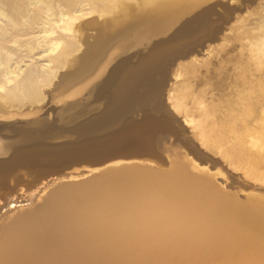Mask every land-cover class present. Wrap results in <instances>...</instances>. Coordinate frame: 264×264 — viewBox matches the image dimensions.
I'll return each instance as SVG.
<instances>
[{
    "label": "bare ground",
    "instance_id": "6f19581e",
    "mask_svg": "<svg viewBox=\"0 0 264 264\" xmlns=\"http://www.w3.org/2000/svg\"><path fill=\"white\" fill-rule=\"evenodd\" d=\"M126 1L127 0H92V6H94L92 8L90 6L88 10H84L80 7L82 2L78 3L75 0H0V16L2 19L0 23V39L6 41V43L0 45V58L2 61L8 63L11 58H13V60L15 59V55L17 56L19 51H23L22 48L24 46L28 48H35V45L32 47V45L26 46L22 43L23 38H26L27 36L30 37V35L33 34L37 35L32 38L37 39L50 38V35H39L40 33H45L46 31H51L54 34L55 31L58 33L59 30H62V33L73 32L74 35L77 34V29L79 28V26L76 25V21L79 19V16L76 15L77 13H81L83 16H85V14L87 15V13H96L99 17H105L108 14H117L116 17L106 19L102 22V24H100L94 40L92 42L90 41L91 43H87L84 40L80 42V40L77 39L76 42L78 45L75 46L77 50H75L76 48L74 50L68 48L69 50L66 51L64 55L62 54L63 56L59 58L60 60H65L63 61V65L71 64L70 66L72 67V70H75L73 75H69L68 77H62V75H60L58 81L60 83L59 86H64L65 90L71 89L70 95H76L78 92L85 89V85L87 83L84 84L83 87L79 85L80 87L76 89H74L73 86L79 83H84L93 73H95V77L99 76L107 66V63L112 58L114 53L125 51L133 45L141 44L150 37L165 33L186 15L188 17V14L194 13V11L197 10V12L192 14L191 18L187 21L181 25L179 23L180 26L178 25L179 28L174 34L178 35V37H182V35L184 36L192 27H194V25L202 23L206 24V22H208L207 19L213 12L211 4L220 3L217 0H139L138 7L134 8L126 4ZM51 3H53V5ZM60 6H62L63 9H60ZM56 7L59 8L57 10L61 11H56ZM234 9L235 8L231 7L228 10L231 12ZM81 19H83V17ZM221 20L222 22L225 21L223 17H221ZM220 27L221 26L218 25L209 28L208 31L204 30L206 33L199 35L197 38L206 37L209 40H214L216 38L215 33L220 29ZM230 33H232V35H225L222 41L229 42L230 40H249L251 48L250 52H260L261 54H264V19L255 23L252 27H234L231 29ZM58 34L55 38L58 36V38L61 39L62 34ZM73 34H69L68 36L73 37ZM70 37L68 38L70 39ZM75 37L77 38V36ZM32 38H30V40H28L29 38L26 39L28 41H32ZM163 39H165V37ZM66 40H64V38L61 39L63 43L66 42ZM28 41L26 42L28 43ZM55 41L58 42L57 39H55ZM168 41L171 40L169 39ZM7 43H10L11 46L6 45ZM66 43H68L72 48L74 47L71 43ZM54 46L55 45H53V47ZM63 46L62 47L65 49V44ZM53 47L48 46L43 50ZM31 48L27 50H31ZM38 50L39 49H37V51ZM30 52L31 51H29V54ZM77 52H81L80 55L75 59L72 58L70 62L69 59ZM187 52L188 51L184 48V42L177 43L153 52L147 58L143 59L138 65L130 68L118 86L110 90L112 105L101 114V124H111L117 118L125 116L126 113L130 112L133 108L146 105L149 94L139 93L137 91L140 84H149V91L151 93L150 97L158 98V94L160 92L159 90L161 89L160 86L163 81L161 78L153 80L152 75L155 73L162 74L164 72V61L174 56L186 55ZM31 53L35 52L32 51ZM237 58L239 57L236 56V59ZM52 59L56 60L55 57ZM244 60L245 59L243 58V62ZM51 63L52 65L56 64L53 62ZM53 67L55 69H53ZM57 67L58 66H52L53 71L56 72L51 71V74L58 73L57 70L61 67L60 65L58 68ZM64 68L65 66L62 67V70ZM179 69L175 72V76H177L176 78L181 76ZM34 70L35 71L33 72L36 74L37 70L35 68ZM37 73H39V71ZM50 76H45V78L42 76V79L44 78L43 82L45 83L47 81L46 78L49 79ZM51 77L50 80L52 81V79L56 76L53 78ZM33 79L34 78H32V80ZM29 80H31L30 76ZM50 80L49 82H51ZM231 81L229 83H231ZM24 82L25 81H23V83ZM35 82L36 80L32 81L31 88L34 87L33 84L40 86L43 83L42 81L41 84H37V82ZM260 82L262 83H259V91L261 94H264V76L260 78ZM30 85L31 84H29V86ZM238 85L239 84H237V86ZM16 86L17 87L14 89L12 95L1 97V99L11 103H33L40 98V91H37L36 89L38 88L39 90V87H36V90H33V88L30 90V87L29 89L25 88V90L23 86H19V84ZM227 87L230 88L231 86L227 85ZM188 89L189 87L185 86L180 91L175 90L177 92V97H175L172 101V105L177 112H179L182 108V112L185 113V115H187L188 112L186 108L187 94L185 93ZM27 90H29L28 95L26 93ZM227 94L224 97L230 96ZM229 94H231L230 91ZM95 97L97 96L95 95ZM221 100H223V98ZM239 100L240 103L237 102L236 105L238 111L242 112V115L249 116L257 108H255V104H253L254 102L251 103L250 99H247V96L245 97L244 95H239ZM229 102L231 104L232 101ZM223 103L225 102L223 101ZM256 104L259 109L258 114H260V118L263 120L264 102L257 101ZM87 107L88 106L86 105L85 108ZM155 107L157 109L162 108L161 101L159 99L156 100ZM77 112L75 113H81V111L80 113ZM85 113H81V115H84ZM199 113L200 119L197 121L195 127L196 129H199V133L204 141L212 140L210 133L213 131H211V128L207 127L209 126L208 123L215 125L218 123V120H222L223 118L228 120L229 118V116L227 117L224 113L223 115L216 117L215 109L212 107L202 106ZM78 117H80V115H78ZM256 117L258 116L256 115ZM74 119L72 121H74ZM251 121L250 123H252ZM130 122L131 121L128 119L123 120L122 125L125 128L124 134L109 146L110 149H107L108 151L114 148L119 152L123 145H130L128 142L129 140L134 142L135 149L139 151H151L150 149L152 147V143L149 140L144 141L143 139L145 138V135H141L140 133L141 129L146 128L149 123L145 124L144 122L136 127H133L130 125ZM71 123L73 124L74 122ZM155 126L156 128L158 127L162 130L164 129L160 124H156ZM225 126L228 128V131H236L233 124L229 122L225 123ZM262 127L263 124L261 128L259 127L260 132H264ZM243 129L248 133L250 132V129H246L245 124H243ZM45 130L43 131L46 133ZM36 132H38V130ZM40 132H38V134L41 135L42 132ZM159 132L155 130L154 132H149L148 128L146 137H148L149 134V136H152L153 139L159 134ZM262 139L263 137L261 138V136H259L256 141L250 142L253 146H258L262 143ZM103 151L104 150L95 149L88 150L85 153H88V155H100ZM235 155L234 157H236ZM98 160L100 159L98 158ZM18 161H20V159ZM257 161H259V159L255 157L254 162ZM15 162L16 161H14L13 164H15ZM122 162V160H117L113 162V164H120ZM191 166L195 171L203 173V170L199 169L197 166ZM256 167H258V165ZM260 167L263 168L262 166ZM89 170H95L96 172L98 168H92ZM106 172L107 173L99 178H96L92 183H89L88 186L85 187L86 195L84 194V198L86 199L52 200V202L46 206V210L48 212L71 210L89 211L91 214L98 216L99 222L97 228L99 231L104 232V230H107L113 234V238H110L111 240L99 238L97 243L101 244L104 242L110 244V242H113L119 244L121 248L125 249L123 254L126 255L125 259L128 264H264V198L260 199L261 197H258L257 195V197L251 196V198L248 196L249 199L246 202L243 201V203H241L234 198L232 194L219 189L215 183L212 182L213 180L211 181L206 174L200 177L191 178L188 177L185 171L180 167L175 169L173 173H149L144 172L135 166L113 169ZM18 187L16 189H18ZM47 190H49V186L41 191H44V193H42L43 195L40 192L38 193L37 190L32 191L26 194L24 199H27V201L35 200L39 203L42 201L41 198L46 194ZM73 192V198L78 197V192ZM39 194H41L40 197ZM37 202L34 203L30 209L24 211L25 214L30 213L33 211L32 209L37 208ZM6 207L8 208V213L14 209V205L12 204H7ZM24 208L25 207H22V209L19 210H23ZM5 211L6 210H3L0 214V264H20L18 258L13 256L11 251L6 246L8 234L5 232L7 231V223L5 219L7 217H4V214L6 213Z\"/></svg>",
    "mask_w": 264,
    "mask_h": 264
},
{
    "label": "rangeland",
    "instance_id": "374dc122",
    "mask_svg": "<svg viewBox=\"0 0 264 264\" xmlns=\"http://www.w3.org/2000/svg\"><path fill=\"white\" fill-rule=\"evenodd\" d=\"M75 1L78 3L82 2L83 5L81 4L80 7H82L84 10H88L90 6L91 8L94 6H92V0ZM217 1L220 3L211 4L213 12L207 19L208 22H206V24L202 23L194 25V27H192L184 36L182 35V37H178V35L174 33H176L179 26L189 18H191L192 14L197 12V10H195L194 13L188 14L190 17H187L186 15L184 17L185 20L184 18H182L177 24H175L165 33L150 37L141 44L133 45L125 51L114 53V55H112V58L107 63V66L99 76L95 77L96 75L95 73H93L84 83H79L73 86V88L76 89L80 86L83 87L84 84L87 83V86L85 85V89L81 92H78L76 95H70L71 89L65 90L64 86H57L56 88L55 84L59 81V76L67 73L68 71L71 72L70 70H72V67L70 66L71 64L63 65V61L65 60H60L59 58L69 50L68 48L73 50L76 48L75 46L78 45L76 42L77 39H79L80 42L84 40L87 43H91L95 38V34L98 32V27L100 26V24H102V22L106 19H112L113 17H116L117 14H108L105 17H99V15H97L96 13H89L90 15L87 13L86 15L84 12L85 16L81 15V13H77L76 15L79 16L78 21H76V25L79 26V28L77 29L78 33L74 35L73 32L62 33V30H59L58 32L60 35L67 34L65 35L66 37L64 35H61V37L64 38V40L67 39L66 42L71 43L72 46H74L73 48L68 43H63V41H61L62 38L60 39L58 38V36L57 38H55V36L58 34L57 31H55L54 34L51 31H46L45 33H40L39 35H50V38H32L37 35L33 34L30 35V37H26L27 39L29 38L28 40L32 38V41H28L26 38L22 39L23 45H32V47L35 45L34 47L36 49L24 46L22 48L23 51H19L17 56L15 55V59L13 60V58H11L8 63L2 61V59L0 58V121L13 124L8 128H4V130L0 132V150L5 149L10 145V143L5 139H9L10 142H13L14 144L13 148L5 151L2 155H0V201L5 202L12 198H15L18 190L16 188L18 186L20 188L23 187L24 189L26 187V189H29V187L31 188L34 185L33 183L36 181V175L39 172L45 170L46 168L54 166L57 163L64 161L68 162L70 161V159L98 160L99 158L100 160L98 161L103 162L111 161L112 159H125L123 156L118 155L116 149L112 148V150L110 151L107 150L110 149L109 146L112 143L117 141L119 137L124 134L125 128L122 125V122L125 119L130 120V125L133 127H136L144 122L145 124L149 123L146 128H142L140 131L141 135H145V138L143 139L144 141H152V136H149L148 134V137H146L148 128L149 132H154L155 130L158 132L160 131L159 133L163 132V134L167 132L173 133V135L169 134V137L171 138H164L163 140H160L162 144V150L159 153V158L164 161L165 164H170L175 160H181L182 162H185L189 165L197 166L199 169L203 170V173L205 172L204 174H206L211 179V181L213 180L212 182H214L219 189L226 193L232 194V196H234V198H236L241 203H243V201L246 202L249 198H251V196L254 197L256 195L258 197H261L260 199H263L264 132H260L259 127L261 128L262 124L264 127V119L261 120L260 114H258L259 109L258 106H256V103L257 101L264 102V94H261L259 91V83H262L260 82V78L264 76V54H261L260 52H250L251 48L249 45V40H230L229 42H224L222 41V39L227 34L232 35V33L230 32L234 27H252L255 23L263 20L264 0ZM138 3L139 0L126 1V4L134 8L138 7ZM51 4L53 5V3ZM231 7L235 9L230 12L228 9ZM57 9L59 8L56 7V11H61ZM60 9H63L62 6H60ZM80 17H83V19H81ZM221 17L224 18V22H222ZM1 21L2 19L0 16V23ZM218 25H220L221 27L218 31H216V38L214 40H209L206 37L197 38L199 35L206 33L209 28ZM69 34H73V37L68 36ZM67 36L70 37V39ZM75 36H77V38ZM164 37L165 39H163ZM174 38H176L177 40ZM55 39H57L58 42L55 41ZM169 39L171 41H168ZM53 40L55 43L53 42ZM26 41H28V43ZM181 42H184V48L186 51H188L187 54L182 56H174L164 61V72L162 74L155 73L152 75L153 80H158L159 78H161L163 81L160 86L161 89L159 90L160 92L158 94V98L150 97L151 93L149 91V84H140L137 88V91L139 93L149 94L146 105L133 108L132 110H130V112L126 113L125 116L117 118L111 124H101V114L112 105L110 90L118 86L129 69L138 65L143 59L147 58L153 52ZM3 43H6V41L0 39V45H2ZM64 44L65 49L63 48ZM67 44L69 45V47ZM6 45L11 46L10 43H7ZM53 45L55 46L53 47ZM48 46H52L53 48L43 50ZM30 48L31 50H27ZM37 49L39 50L37 51ZM75 50H77V48ZM29 51H33L35 53L30 52L29 54ZM80 53L81 52L73 54L69 59L70 62L72 58L75 59L80 55ZM236 56L239 58L236 59ZM54 57L57 61L52 59ZM243 58L245 59L244 62ZM51 62L56 63L53 64L55 67H59L60 65L61 68L57 67L58 73L51 74V71L55 69L54 67L52 69L53 65ZM240 63L243 65H241ZM62 65L65 66L63 70ZM67 66L70 69H68ZM34 68L37 70V72L39 71L40 74L37 72L35 74L33 72L35 71ZM177 69H179V72L181 73V76L179 78H176L177 76H175V72ZM50 74L52 77L50 76ZM28 75L30 76L31 80L32 78H34L37 84H41V81H44L45 76H50L51 78H53L54 76L56 77L53 78L52 81L50 80V77L49 79L46 78L47 81L45 80L46 82H43L41 84L42 87L41 85L38 86L36 84H33V90L37 89V91H40V98L33 103H11L1 99V97L12 95L14 89L17 87L16 85L18 84L19 86H23L24 89H29L30 87V90H32V81L35 80H29ZM42 76L44 77L43 79ZM22 79L23 81H25L24 83H27L24 84ZM49 80L51 82H49ZM231 80H233L234 82ZM230 81L231 83H229ZM29 84L31 85L29 86ZM237 84L239 85L237 86ZM26 85L28 86V88ZM35 85L36 87H39V90L35 87ZM227 85L231 87L229 88L227 87ZM185 86L189 87V89L185 92L187 94V115L182 112V108L179 113L172 105L173 99L177 97V92L175 90L180 91ZM229 91L231 94L235 95L229 94ZM28 92L29 90H27L26 92L27 95ZM226 94L230 96L224 97ZM95 95L97 97H95ZM239 95H244L245 97L247 96V99H250L251 103L254 102L253 104H255V108L257 107L255 109L256 112L254 111L249 116L242 115V112L238 111L236 105L237 102L240 103ZM222 98L223 100H221ZM157 99L161 101V109H157L155 107ZM223 101L225 103H223ZM229 101H232L231 104ZM86 105L88 106L87 108H85ZM202 106L214 108L216 117L223 115V113L227 115V117L229 116L228 120L226 118H223L222 120H218V123L215 125L208 123L209 126L207 127L211 128V131H213L212 133H210L212 140L209 141H204L199 133V129H196L195 127L197 121L200 119L199 112ZM86 110L89 112H87ZM80 111L81 113L86 112L84 114L86 116L81 115ZM75 112L80 114H76ZM78 115H80V117H78ZM256 115L258 117H256ZM74 118L78 119L75 120ZM36 119L40 122L43 120L40 126L27 124V122H33ZM73 119L74 121H72ZM60 120L63 121V123H60ZM250 121L252 123H250ZM65 122H67V125ZM71 122L74 123L72 124ZM227 122L233 124L236 131H228V128L225 126V123ZM156 124H160L164 129L162 130L158 127L156 128ZM243 124L246 125L247 130L250 129L249 133L243 129ZM32 125L35 127H33ZM263 127L262 129H264ZM37 130L38 132H42H40L41 135L36 132ZM43 130H45L46 133ZM36 133L38 134V136ZM259 136H261V138L263 137V144L261 143L258 146H253L251 142L256 141ZM128 142L130 143V145H123L122 149L135 147L134 142H131V140H129ZM95 149L104 151L100 155H88V153H85L88 150ZM234 155L236 157H234ZM206 156L213 159L214 162L206 159ZM255 157H257L259 161L254 162ZM19 159L20 161H18ZM14 161H16L15 164H13ZM121 164L124 163L122 162L120 164L113 165L119 166ZM257 165L258 167H256ZM260 166H262L263 168H261ZM89 169L90 168L84 166L73 169L74 175H80V177H78L76 180L87 179L100 170L98 169L95 172V170L91 171ZM20 184L24 185L21 186ZM42 193H44V191L41 192V194ZM41 194H39V197L41 196ZM36 202L37 201H35L34 203ZM22 207L23 206H17L12 211H9V213L6 212L4 214V217L12 216V213L21 211L19 209H22Z\"/></svg>",
    "mask_w": 264,
    "mask_h": 264
},
{
    "label": "water",
    "instance_id": "95a60500",
    "mask_svg": "<svg viewBox=\"0 0 264 264\" xmlns=\"http://www.w3.org/2000/svg\"><path fill=\"white\" fill-rule=\"evenodd\" d=\"M75 71V70H74ZM74 71L62 74L63 76L73 75ZM61 79V78H60ZM56 87L60 85L58 82ZM61 123L63 121L60 120ZM68 122V121H67ZM65 122V123H67ZM40 125V121L27 122V124ZM12 123L0 121V132L4 128L12 126ZM62 125V124H60ZM173 133H159L151 141V151H139L133 147L120 149L118 155L123 156L124 164L112 166L111 161H98L90 159H77L57 163L54 166L46 168L36 175L34 185L28 190L18 188L15 198L7 202L0 201V214L3 210L7 211V204L25 207L6 219L7 248L12 255L17 257L20 264H128L123 253L125 249L119 244L110 242L98 244L99 238H113V234L97 228L99 218L89 211H53L48 212L46 206L57 200H83L86 193L85 187L92 183L96 178L101 177L106 171L113 169H122L124 167H138L144 172L149 173H173L175 169L182 168L186 175L196 178L205 175L195 171L191 165L181 160L172 161L170 164L159 158L162 150L160 140L171 138ZM10 145L0 150V155L13 148L14 144L9 139ZM206 159L214 162L213 159L206 156ZM84 166L87 168H98L99 172L93 174L87 179L76 180L80 175H74L73 169ZM49 186L46 194L42 196L41 202L37 203V208L26 213L34 204L35 200L27 201L24 199L26 194L36 191L41 193L43 189ZM77 191L78 197H74ZM86 195V194H85ZM35 198V196H34ZM23 213V214H21ZM101 221V220H100ZM105 221V220H104ZM106 222V221H105ZM129 262V261H128ZM131 264V263H129Z\"/></svg>",
    "mask_w": 264,
    "mask_h": 264
}]
</instances>
